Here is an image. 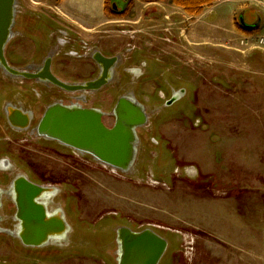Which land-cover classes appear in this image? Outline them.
<instances>
[{
    "label": "rangeland",
    "instance_id": "obj_1",
    "mask_svg": "<svg viewBox=\"0 0 264 264\" xmlns=\"http://www.w3.org/2000/svg\"><path fill=\"white\" fill-rule=\"evenodd\" d=\"M231 1L218 0L216 4V13L225 25L231 18ZM57 3L51 0L48 5L53 8ZM44 9L42 5L20 6V16L26 19L18 17V34L23 24L27 30L31 24L36 29L58 25ZM175 14L172 21L185 23L178 22L175 41L169 42L164 35L165 57L162 55L160 62L145 58L153 67L152 80L134 81L124 76L120 84L91 95L89 106L107 113L108 126L114 124L113 109L121 95L138 91L137 99L148 104L150 119L139 129L135 172L120 175L94 159L89 165L80 157L69 159L62 155L67 151L55 145L58 154L34 144L25 149L19 145L1 148L0 154L11 157L17 172L61 190L57 206L64 207L73 232L65 245L53 243L39 251L24 249L13 238L0 236V264H115L108 262L106 247H115V231L121 226L135 232L152 229L170 240L162 264H197V258L208 253L212 243L217 244L211 237L212 229L226 238L246 235V241H240L246 247L241 245L240 250L252 254L253 261L258 262V254L264 252V215L241 218L250 205L258 211L260 200L264 201V54L242 53L244 49L237 42L216 39L213 28L210 31L201 18L193 25L195 17L186 12ZM237 18L235 27L240 32ZM246 20L251 21L250 12ZM204 21L212 22L210 18ZM195 30L200 41L196 45L191 44L197 41ZM33 33L32 40L19 34L9 44L8 56L19 57V68L36 62L35 41L43 35L35 29ZM256 33L264 35V26ZM45 53L46 49L43 56ZM70 63L65 58L55 60L60 69L62 65L67 69ZM92 73L96 75L94 66ZM164 81L185 88L187 96L167 106L170 96L159 94ZM20 82L0 77V103L18 101L27 94L24 102L38 103L36 113L40 114L51 99L36 102V95L29 89L22 90ZM11 136L9 130H0V138H14ZM245 188L251 193L240 213L235 214L231 212L237 205L233 191ZM201 235L207 239H199ZM225 242L233 246L231 241ZM221 259L226 262L227 256Z\"/></svg>",
    "mask_w": 264,
    "mask_h": 264
},
{
    "label": "flooded vegetation",
    "instance_id": "obj_2",
    "mask_svg": "<svg viewBox=\"0 0 264 264\" xmlns=\"http://www.w3.org/2000/svg\"><path fill=\"white\" fill-rule=\"evenodd\" d=\"M110 4H111L112 14L108 15L105 12V14L109 18H114L115 20H126L127 18L133 17L131 14V8H129L127 6V3H124L122 0H110ZM22 11H19V14L17 15V19L18 17H22V19L25 18V16H20L22 15ZM44 11L47 14H49V16L55 17L58 24L59 16L55 12V10L51 8H45ZM27 20H30V22L32 23L35 22V20H33L32 18L29 19L27 18ZM17 23L18 22H16V25L13 30V37L8 42L5 49V58L11 67L18 70L29 72L31 74L41 73V71L44 68L45 62L47 61V59L50 58L52 75L55 76L60 81L72 86L84 85L88 82H92L98 79L99 76L101 75L103 69L93 58L95 52H100V51L96 50L91 45L90 40L82 37L79 33L75 32V30L67 27H61L59 26V24L55 25L56 27L49 26L46 29L45 27L44 28L42 27L41 29H36L37 26L34 27V25L31 24L29 26L30 30H27L26 25L24 24L22 25L24 28H26V31L19 33L22 34V36H25L27 39L32 40V38L34 37L33 29H35L36 32H39V34L43 35V38L42 39L37 38V41H35L37 45V46L35 45L36 48L35 56H37L38 54V56L34 60L36 62L28 63L24 68H19L18 66H16L17 62L20 61L18 60L19 57L11 53L8 56V47L10 42L13 39H15L17 36H19L18 32L15 29L17 27ZM177 24L179 23L172 21L171 24H169V26H166L164 28L165 31L164 35L167 37L169 42L175 41L177 38V34L176 32H174ZM151 29L152 30L150 33L143 32V30H135L134 21L128 22L127 24L124 23L118 26V30L121 33L127 35L129 40L123 46V48L119 50L118 54L105 55L100 52L105 58L117 57L118 60L116 67L113 68V70L111 69L112 70L111 79L108 82V84L97 91L79 90L75 92H66L65 90L59 88L58 86L53 85L52 83L44 82L42 80L39 81V80L15 78L10 74L6 73L3 69H0V77H6L8 78L9 81H13V80L16 81L19 79L21 81L19 84L20 86L23 87L21 89L24 91H28V89L32 91L36 95V99H35L36 102H43L47 99H51V101L46 105V107L44 108V110L41 111L40 114L36 113V105L38 103L32 102L31 105H27L26 102H24L25 101L24 99L27 94L21 95L18 101L7 99L8 98L7 97L6 98L7 100L3 101V103H0V130L2 129L4 131L9 130L12 136L14 137L9 139L0 138V152H1V148L6 146L19 145L21 149L22 148L25 149L27 148V145L34 144L36 146L41 147V149L43 148V150L45 151L52 153L57 152L58 154L59 152L55 150L56 148L55 146H57V147H61L63 150L68 152V153L66 152L67 154L62 153L64 157H67L69 159H76L75 157H80V159L83 158L84 162L87 160L89 165L90 161L93 159L91 156L77 153L73 149L63 146L57 141L45 139L43 137L38 136L37 133L35 132V128L42 119L46 109L54 104L61 103L67 107L80 108V109H98L101 110L103 113H105L100 108L89 106L91 95L101 92L103 89L111 85L115 86L117 83L120 84L121 82L124 81V76L126 77V79L129 78L130 80H134V81L136 80L139 81L141 79L152 80L151 71L153 67L145 58L152 57L155 59H150V60L155 62H160L158 61V59L160 60L163 59L165 55L161 53L162 52L161 44L158 43V40L156 39L158 37V36L156 37L155 34L157 32V29L156 28H151ZM136 34L137 36H135ZM44 46H46V48ZM45 49H46V53L45 56H43V52ZM162 55L164 57H162ZM58 58L69 59L71 61L70 66L67 67V69L63 65L61 66V69L58 68V65L55 64V60ZM93 66L94 69L96 70V75L95 73H92ZM177 79H181V78H177ZM117 80H119V82H117ZM26 83H29L30 85L28 86ZM163 83H164L163 85L164 88L159 91L160 92L159 94L161 96H166V95L170 96V100L167 102V106H172L178 103L179 101L183 100L187 96L185 92V88L183 87L176 88L172 86L173 84L169 83L168 81H164ZM60 93H62L61 94L62 96L60 95ZM137 94L138 91L137 92L135 91L133 93L127 92L121 95L118 98L115 106L117 105L120 98L126 96L128 98L137 100L141 105H143L149 117V111L147 109L148 104L146 105L143 102H141L139 99H137L136 97L138 96ZM20 113L30 114L28 129H22L21 127L22 121L20 119L21 117H19L22 115ZM105 115L107 116V113H105ZM106 116L104 117V122ZM9 118L14 119L13 120L14 125L11 123ZM41 143H45L46 146H44V144ZM139 145H140V141H139ZM138 151H139V146H138ZM40 154L45 155L44 153H40ZM21 157H23V154H21ZM35 158L38 159L40 158V156L38 157V155H36ZM25 161H28L26 157H25ZM138 162L139 161L137 158L136 164L132 171L135 172V169L138 167L139 164ZM30 163H31V157H30ZM103 167L114 171L110 167L107 166H103ZM132 171L129 174H132ZM117 172H119L120 175L122 174L126 175L120 171ZM35 174H37V172ZM47 175L50 177L53 176V174H47ZM22 177L27 178V180H29L33 184L54 190V192L47 194V197H43V199H41V201L39 202L46 205L47 213L49 214H54V212H56V210L60 208L63 210L65 214V219L68 225L70 226L71 230L67 232L65 239L54 240L52 244L63 242V244L65 245V243H67L69 239V235L72 234L73 232V228L64 207L57 206L58 204L57 197H59L61 190L57 188V186H55L54 184L41 183L40 181L34 180L30 174L17 172L15 169V165L12 163L11 157L2 153L0 154V236L3 237L9 236L13 238L16 242H18L22 248L31 251H39L45 248V247L42 248L26 247L23 244L22 240L18 237L19 231H21V220H18L17 218V212H18V208L16 204L17 195L14 191V183L15 181H19ZM123 227L129 228L127 226H121L117 228L115 231V240H114L115 242L117 238V230ZM131 230L135 232L134 229ZM166 240L169 243L170 240L168 239ZM114 244L115 247L114 246L112 247L111 246L112 244L106 247V251H108L107 259L109 260L108 262L113 261L115 262V264H117L118 250L116 247V243ZM170 246L171 243H169V248ZM101 250L99 249L98 252L100 253ZM105 263L107 262L105 261Z\"/></svg>",
    "mask_w": 264,
    "mask_h": 264
},
{
    "label": "water",
    "instance_id": "obj_3",
    "mask_svg": "<svg viewBox=\"0 0 264 264\" xmlns=\"http://www.w3.org/2000/svg\"><path fill=\"white\" fill-rule=\"evenodd\" d=\"M17 15L18 0H0V69L15 78L52 83L66 92L97 91L108 84L118 58H105L100 52H95L93 58L103 69L102 73L98 79L84 85H68L53 76L50 58L41 73L31 74L11 67L5 58V49L13 37ZM238 23L247 31H254L260 25L259 21L248 24L243 15ZM20 114L22 129H28L30 114ZM105 116L98 109L73 108L57 103L46 109L35 132L40 137L89 155L115 171L129 174L137 161L139 129L146 127L149 121L146 109L137 100L123 96L114 108L115 121L112 126L104 122ZM9 120L13 124L14 119ZM14 191L17 195V218L21 220L18 237L26 247L42 248L54 240L66 238L71 228L63 210L60 208L54 214H49L46 205L39 202L54 192L53 189L33 184L22 177L15 181ZM115 243L117 264H161L169 248L168 241L152 229L133 232L126 227L120 228Z\"/></svg>",
    "mask_w": 264,
    "mask_h": 264
},
{
    "label": "crops",
    "instance_id": "obj_4",
    "mask_svg": "<svg viewBox=\"0 0 264 264\" xmlns=\"http://www.w3.org/2000/svg\"><path fill=\"white\" fill-rule=\"evenodd\" d=\"M49 1L51 0H18V5L19 7L23 6L25 8H32L33 6L42 5L44 8H51L55 10V12L59 16V26L75 30V32L79 33L82 37L90 40L91 45L96 50L105 55L119 53V50L123 48V46L128 42L129 39L127 35L121 33L118 30V26L133 21L135 22V27L139 28L137 30H143V32L150 33L152 30L151 28L157 29V32L155 34L156 37H158L156 39L158 40V43L161 44V53L164 54L166 52L165 50L167 48V45L164 41V32L162 31L166 26H169V24H171V16L176 15L175 13L178 12L180 14H185V11L183 9L173 5L170 0H122L124 3H127V6L129 8H131V14L133 17L127 18L126 20H113L105 14L106 0H55L58 3L53 8L48 5ZM217 2L218 0L213 4V6L215 5L214 7H211L208 11L205 10L203 14L199 15V17H193L195 20H197V22H194L193 25H196L199 18H201L200 22L204 23L207 28L210 29V31L211 27L214 29H212L211 31L212 35H214V37H216V39H218L219 41L220 39H222V41H232L239 44L240 38L245 35L244 32L239 29V27L238 29L240 30V32L236 31V15H238V22L241 15L244 16V19L247 22L246 13L250 12L251 21L247 23L255 24L258 21L260 22L259 27L254 31H258L261 27L264 26V0L231 1L230 3L233 4L231 18L229 22L226 23V25L223 24V22L219 19V14L216 13L215 9ZM205 18H210L212 22L209 23L211 24H207L204 21ZM173 22L179 21L175 19ZM180 22L183 23L185 21ZM20 27V32L26 31V28H24L23 26ZM195 32V39L197 41L196 43L191 44L196 45L199 40L197 39V30H195ZM233 192V200L237 205H233V210L231 212L239 214L241 208H243L247 202L246 196L250 195L251 192L249 188H245L242 190L237 189ZM258 205V211L253 209V206L250 205L248 208V212L244 214L242 218H240L249 219L252 216L259 217L261 213L264 215V201L261 199L260 204ZM211 232L213 233V236L211 237L215 239V242L217 241V244L215 245V243H212V246H209L211 249V253L209 249L207 251L208 253H204L201 259L197 258V264H199L200 261V264H264V252H260V254H258V258L260 259L258 260V262H255L252 259V254L240 250L242 248L241 245H243V247H246L244 243H240V241H246V235H238L234 236L233 238H230L228 236V238H226L220 233H216V230L212 229ZM201 236L202 237H199V239H207L205 238V236ZM247 240L250 239L247 238ZM225 241H231L233 243V246L228 245ZM226 247L227 249H225ZM209 253L211 254V257H208L210 256ZM212 255H215L217 258ZM226 256V262H221V257Z\"/></svg>",
    "mask_w": 264,
    "mask_h": 264
},
{
    "label": "trees",
    "instance_id": "obj_5",
    "mask_svg": "<svg viewBox=\"0 0 264 264\" xmlns=\"http://www.w3.org/2000/svg\"><path fill=\"white\" fill-rule=\"evenodd\" d=\"M170 1L173 3V5L182 8L188 15L192 17H196L202 14L205 8L213 5L216 0H170ZM105 12L108 15L112 14L110 0H106ZM239 29L244 33H252V31H247L240 27Z\"/></svg>",
    "mask_w": 264,
    "mask_h": 264
},
{
    "label": "built area",
    "instance_id": "obj_6",
    "mask_svg": "<svg viewBox=\"0 0 264 264\" xmlns=\"http://www.w3.org/2000/svg\"><path fill=\"white\" fill-rule=\"evenodd\" d=\"M239 45L244 49L242 53L246 52H259L264 54V35L251 34L244 35L239 40Z\"/></svg>",
    "mask_w": 264,
    "mask_h": 264
},
{
    "label": "bare ground",
    "instance_id": "obj_7",
    "mask_svg": "<svg viewBox=\"0 0 264 264\" xmlns=\"http://www.w3.org/2000/svg\"><path fill=\"white\" fill-rule=\"evenodd\" d=\"M55 245L56 246H63L64 244H63V242H61V243H56Z\"/></svg>",
    "mask_w": 264,
    "mask_h": 264
}]
</instances>
